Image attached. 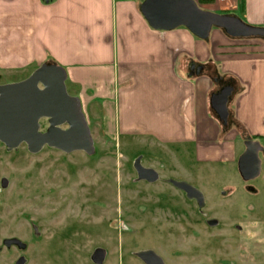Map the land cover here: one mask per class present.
Returning a JSON list of instances; mask_svg holds the SVG:
<instances>
[{"label":"crops","instance_id":"crops-1","mask_svg":"<svg viewBox=\"0 0 264 264\" xmlns=\"http://www.w3.org/2000/svg\"><path fill=\"white\" fill-rule=\"evenodd\" d=\"M144 1L0 0V70L57 64L90 130L94 122L111 141L231 165L249 138L264 157V38L155 30ZM194 1L264 28V0ZM224 85L232 88L226 128L209 106Z\"/></svg>","mask_w":264,"mask_h":264},{"label":"rangeland","instance_id":"rangeland-1","mask_svg":"<svg viewBox=\"0 0 264 264\" xmlns=\"http://www.w3.org/2000/svg\"><path fill=\"white\" fill-rule=\"evenodd\" d=\"M36 69L1 71L0 83ZM42 130L45 121L41 122ZM90 128V127H89ZM93 152L64 153L50 147L29 153L0 146V171L14 172L42 188V228L51 260L90 264H142L135 254L151 250L163 264H264V157L257 177L245 181L235 164H196L190 156L148 145L111 141L91 124ZM158 173L155 182L135 179L133 163ZM9 168V169H7ZM184 181L204 196L203 208L175 189ZM205 218L217 221L214 227Z\"/></svg>","mask_w":264,"mask_h":264},{"label":"water","instance_id":"water-1","mask_svg":"<svg viewBox=\"0 0 264 264\" xmlns=\"http://www.w3.org/2000/svg\"><path fill=\"white\" fill-rule=\"evenodd\" d=\"M140 11L155 30L168 31L183 26L196 37L207 39L211 28L216 27L231 37L264 38V28L247 25L236 16L202 10L194 0H145ZM65 81V71L55 63L46 62L20 81L0 84V142L8 150L25 143L31 153L45 146L64 153L93 152V137L80 101L67 92ZM231 92L232 88L225 86L209 98L210 109L224 128L227 127V103ZM42 121L46 123L43 130ZM253 145L258 148L250 152ZM259 148L257 143L246 138L245 150L237 161L238 172L245 181L257 177L260 172ZM133 166L138 180L155 182L158 179V173L142 166L139 159ZM171 183L183 191L187 199L195 200L199 208L204 206V196L198 189L184 181ZM216 223V220L211 221V224ZM137 254L145 264H163L151 250Z\"/></svg>","mask_w":264,"mask_h":264},{"label":"flooded vegetation","instance_id":"flooded-vegetation-1","mask_svg":"<svg viewBox=\"0 0 264 264\" xmlns=\"http://www.w3.org/2000/svg\"><path fill=\"white\" fill-rule=\"evenodd\" d=\"M0 84H5V82ZM225 86L227 85L222 86L219 90ZM245 142L246 139L244 146ZM22 144L26 146L25 143ZM0 146L6 152L15 151L19 147L8 150L2 142H0ZM255 147L258 148L257 145L251 146L250 152ZM134 172L135 179L138 180V173L135 168ZM170 184L185 195L171 182ZM192 201L196 204L195 200ZM41 202V184H30L25 181V177H19L14 172L6 171L5 168L4 171H0V264H63V262L51 260L50 241L44 240L45 231L42 228ZM212 220L205 218L204 222L208 226L214 227L217 223L211 224ZM135 255L142 264H145L138 254ZM89 259L90 264H103L104 252L96 249L91 253Z\"/></svg>","mask_w":264,"mask_h":264}]
</instances>
